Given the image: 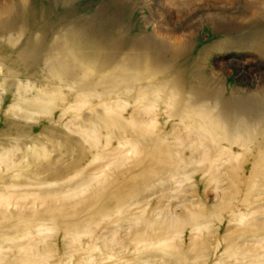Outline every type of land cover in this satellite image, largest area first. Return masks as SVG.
Returning <instances> with one entry per match:
<instances>
[{
	"label": "rangeland",
	"instance_id": "1",
	"mask_svg": "<svg viewBox=\"0 0 264 264\" xmlns=\"http://www.w3.org/2000/svg\"><path fill=\"white\" fill-rule=\"evenodd\" d=\"M24 16L0 29V264L27 250L50 251L47 264H178L166 243L181 264L264 260V0H0V24ZM67 41L78 80L44 65ZM108 109L126 127L100 123ZM224 121L228 135L205 141L199 126ZM236 125L252 142L233 139ZM140 129L160 141L155 159ZM115 180L139 189L80 206ZM188 210L205 213L196 251ZM172 218L185 224L159 228Z\"/></svg>",
	"mask_w": 264,
	"mask_h": 264
},
{
	"label": "bare ground",
	"instance_id": "2",
	"mask_svg": "<svg viewBox=\"0 0 264 264\" xmlns=\"http://www.w3.org/2000/svg\"><path fill=\"white\" fill-rule=\"evenodd\" d=\"M23 18H22V20L13 19L11 21L10 20L9 21H6L7 23H1L0 24V29L1 28L5 29V28H7V26L8 27L9 26L10 27L11 26H16L17 24H20L21 22H25V20H26L27 17H25L24 19ZM72 24H73V26H72L71 29H73V27H77L79 31L80 30L83 31V32H81L83 34H86L87 33V30H89V28H87V26L85 24H79V23H76V22H72ZM83 29H86V30H83ZM92 33H95L96 36H99V37H96V40L97 41H100V40L103 41V38L101 36L103 32L100 31L101 34H98L99 32L96 29V31L95 32H92ZM24 45H25L24 48H26V46H29V48H31V49L32 48H36V47L42 49L43 40L42 39H39L34 44L32 42H28L27 41V42L24 43ZM63 45L65 46V49H63L64 50L63 54H61L59 52L57 55H52L51 57L46 58L44 65L48 69V71H49V73H50V75H51L52 78L66 77V78H70V79H74V80L77 79L78 80L79 79V76H77V74L75 73V70L78 68L76 66V64H78V62L80 61L79 60V57L77 56V54H75V52H72L71 51L73 49L70 47L71 46L70 45V42H68V41L67 42H64ZM181 47H182V45H179L177 47H173L172 46V48L169 49V51L172 53V56H176V55L178 56L179 53L181 52ZM52 48L58 52V49H57V47H56L55 44L52 46ZM68 48H70V49H68ZM35 50H37V48ZM20 51H21V49H18V51H15V52L18 55V57L20 58V61H22L25 64H27L26 61H24V59L22 57V52H20ZM25 51L26 52H29V50H25ZM19 52L21 53L20 55L18 54ZM66 52L68 53L67 56L65 55ZM35 58H36V61L39 60V58H37V57H35ZM34 62H35V60H34ZM5 68L7 69V72H9V73L14 71V70H12L9 67H6L5 66ZM14 73H16V72H14ZM16 74H14L13 76H17ZM80 78L81 79H86L85 76H80ZM123 78H125V77H123ZM81 81H83V80H81ZM80 84H81V82L78 81L77 82V86L80 85ZM178 84H179V81H177V82L174 81L173 82V85H178ZM24 89H25V87H24ZM42 95H44V97H45L44 100L46 102H48V105L49 106H51L53 103H55L57 100H59L58 99V96L59 95H57V94H53L54 96L52 94H49V93H46V95L45 94H42ZM174 95H175V98H174L175 100L173 102V108H176V109L179 108V110H181L182 109V105H181L182 104V100H181V98H180V96H179V94L177 92ZM41 99H42V97L39 98V100H41ZM81 102H83V101H81ZM254 108H256V105L254 106ZM106 112L107 113L104 112V114H98L96 116L98 118V120H99L100 123H102L103 125H105L110 130H112L114 128H116V129H122V128L126 127V125H124L121 122V120H119L120 115H117L114 110L108 109ZM214 120H215V118H214ZM228 123L229 122H227V121L225 122L224 121L221 124V126L220 125H217V126L211 125L210 127L208 126L207 128H202L203 126L201 124L199 126V131H203L204 130L201 133H203L204 138H205V141L210 140L211 139L210 137H212V135H213L212 133H215L216 130H218V129L222 132V134L224 135L223 137L225 138L226 135H228L227 130L230 129L229 128L230 124H228ZM241 123L244 124V125H246L245 122H242L241 121ZM235 127H237V128H236V131H235V136H233V139H235L236 141H240L242 143H250V142H252V140H251V137H252L251 131L249 132L248 128H246L245 126H243L244 128L243 127L241 128L238 125H236ZM136 134H137V137L139 138V141L141 142L140 143L141 146H143V149L146 150L148 156L151 159H155L159 154L162 153V148H161V144H160V141L159 140L155 139L154 141H149V140H146V139L142 138V130L141 129L139 131H137ZM2 160L3 159L1 158L0 162ZM147 172L145 171L144 173H142L144 175H141V176H143V178H146ZM116 183L118 184V180H115L113 182H105L102 185V187H100L95 192V195L94 196H92L88 200L85 199V201L82 202L81 205L80 204L79 205L83 208L84 206L87 205V202H89L90 200L93 201L94 199H98V197H101V198L104 197V200L106 198L107 199L105 200L104 203H102V206H103V208H106V205H110L112 201L113 202H125L126 199L130 198L131 194L134 193V191L137 192L138 189H139V188L137 189V187H133L132 186L134 188L133 191H126V188H127V184H126L125 186L124 185H119V186L117 185V187H116L117 189L115 188L116 190H114V189H112V187L113 186H116L115 185ZM112 192H114V193H112ZM6 204L9 205L10 202L8 201V202H6ZM223 206H225V203L223 204ZM0 208H2V205L1 204H0ZM52 209H54V208H52L51 206H47L45 211H47V212L50 211L51 212ZM187 212H188V216L186 218V221L194 227V230L196 232H198L197 234H200L199 237L195 238L194 245H193L194 251H196L197 249H200V248L202 249V247L205 245L204 240H202V236H201V234L203 233L202 230L204 228L203 227L202 220L205 217V213L202 210H200L199 212L188 210ZM0 214L6 215L5 213H3L2 210H1ZM55 218H63V216L60 213H56ZM171 220L172 221H164L163 225H159L160 226L159 228L165 229V228H169L171 226L179 227V226L185 224V221H182L180 219L172 218ZM242 220H243V218H241V221ZM107 242L108 241H106V243L104 242L106 246H108L107 245ZM166 245L167 246H165L166 247L165 248L166 249L165 251L170 252V254L172 255L171 258L174 259L178 264H181L182 262L180 260V257L182 256L183 253H181L180 250L178 249V247H176V246L168 245L167 243H166ZM107 249H109V248H107ZM232 249L235 252L236 249H240V248L233 245V248ZM235 253L238 254L240 252H237L236 251ZM49 254H51L50 251H48V252L47 251H43V252L40 251V252H37V255H34L33 251L27 250V251H25L22 254V261L21 262L23 264H29L31 262L33 264H47V262H48V255ZM257 264H264V260L261 258L260 261H258Z\"/></svg>",
	"mask_w": 264,
	"mask_h": 264
}]
</instances>
